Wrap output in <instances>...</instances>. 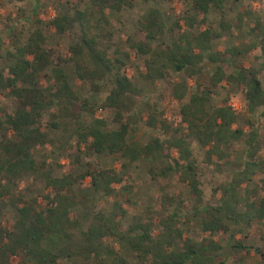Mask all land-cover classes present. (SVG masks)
I'll use <instances>...</instances> for the list:
<instances>
[{"label": "trees", "instance_id": "1", "mask_svg": "<svg viewBox=\"0 0 264 264\" xmlns=\"http://www.w3.org/2000/svg\"><path fill=\"white\" fill-rule=\"evenodd\" d=\"M224 2L191 0V11L172 19L168 25L161 10L153 6L139 22L129 49L143 57V75L150 81L169 79L171 95L180 102L184 125V128L174 126L152 113L148 125L173 134L164 138L154 136L144 143L128 137L136 119L131 112L134 89L122 71L125 61L108 53L112 36L109 14L123 9L130 0H86L81 7L74 5L71 10L56 13L49 21L56 32H69L75 27L78 31L67 45V54L57 55L55 63L53 51L46 45V35L39 27L24 42L5 50L8 61L0 67V93L11 95L15 106L12 112L0 117V264H61L65 258L68 264H130L128 253L135 264H227L229 256L233 258L230 264H264V245L247 243L244 237L236 236L253 221L264 219V194H258L253 186L254 176L262 174L255 185L264 188V154L259 133L250 129L245 135L243 128L234 126L239 112L226 102L213 103L222 82L241 84L244 111L264 119V19L253 27L261 56L257 67L234 64L237 55L247 54L254 43L217 50L213 41L221 33L210 25L179 31L173 39L160 38L180 29V20L190 29L205 24L211 8L218 9L223 17ZM219 22L222 29L231 27L225 18ZM123 55L129 57V51ZM206 62L213 69L203 83L197 77L203 75ZM64 64H71L74 75L88 81L116 71L114 86L100 107L116 110L120 121L117 128L108 127L101 116L91 122L82 118V111L95 109L75 92ZM47 68L54 81L42 85L39 78ZM170 71L184 76L176 81L168 77ZM51 106L53 109L49 110ZM46 112L47 126L75 135L78 150L82 147L86 153L117 155L119 167H95L86 162L81 173L67 172L47 178L45 187L50 191L43 195L47 203L39 208L36 197L28 196L27 190L13 193V189L37 167L33 149L46 142L47 133L41 128ZM242 139L245 143L242 166L213 188L218 192L215 202L204 203L192 142L203 148L202 161L211 162L214 158H225L233 142ZM137 160L148 162L150 177L160 184L161 201L152 199L145 203L124 225V208L118 207L120 213L106 212L96 205L89 191L134 202L133 186L123 182V174ZM174 175L187 186V197L193 200L188 211L182 209L184 199H176L166 189L168 178ZM86 176L90 178L89 187L74 190V184ZM242 183L245 186L240 192ZM77 206L78 214L74 212ZM7 207L14 214L9 226L1 222ZM193 217H198L201 229L209 235L207 238L195 240L185 233L181 219ZM80 224L83 226L78 248L72 249L67 243L52 248L45 242L53 236L68 239L71 229Z\"/></svg>", "mask_w": 264, "mask_h": 264}, {"label": "rangeland", "instance_id": "2", "mask_svg": "<svg viewBox=\"0 0 264 264\" xmlns=\"http://www.w3.org/2000/svg\"><path fill=\"white\" fill-rule=\"evenodd\" d=\"M86 0H25L21 2L0 0V67L4 66L8 61L6 59L5 50L14 48V46L25 41L30 32L39 27L46 35V45L53 51V63L57 60V55L67 54V45L73 39L78 28L72 31L58 33L55 28L49 24L52 17L59 12L71 10L72 6L84 5ZM153 6H157L163 13L166 24H170L172 19L181 17L186 11H191V0H130V4L125 6L118 12L110 13L112 22V36L109 55L123 58L125 64L122 71L130 78L131 86L134 89L133 99L134 105L131 112L134 113L135 122L131 123L129 139H133L139 143H144L148 139L159 136L160 138L172 135L162 132L160 127H152L148 125V118L155 113L157 119H163L174 126L180 125L181 122L179 106L180 102L175 99L170 92L169 79L162 78L150 81L144 76L143 57L137 54L133 49H129V43L133 40L134 32L139 22L144 18ZM35 8V10H34ZM225 14L221 17L218 9L211 8L208 12L207 22L203 25L196 26L192 29L187 28L180 20L181 28L162 34L160 38L173 39L178 35L179 31H194L206 25L212 26L214 30L221 34L214 39V48L224 50L228 47H239L244 44L254 43L247 54L237 55L234 64L243 63L251 67L259 66L261 56L257 46V33L253 31V27L259 20L264 19V0H225ZM225 18L231 23L229 29H222L219 19ZM238 19L241 24L238 25ZM159 38V39H160ZM154 40V43L158 40ZM129 51V57H124L123 52ZM53 66V65H51ZM75 92L82 98L86 99L88 104L95 109L94 112L82 111V118L87 122H91L95 117H103L108 127L117 128L120 123L116 118V110L113 107H100L106 94L114 86V78L116 71L94 81L81 80L77 78L71 64L62 65ZM213 69L211 63L206 62L205 70L202 76L197 77V81L206 83L208 75ZM232 69V67H231ZM184 74L176 71H170L168 77L174 80H180ZM264 77V73L263 76ZM195 77L191 78L192 82ZM54 81L53 75L49 68L45 69L39 78V83L46 85ZM218 93L213 96V103L221 104L226 102L230 107L239 112V120L234 126L241 127L247 135L250 129L257 130L261 142V152L264 154V119L254 114H247L244 111L243 86L241 84L228 85L222 82L217 88ZM15 106V99L9 95L0 93V117L5 112H12ZM53 106L49 107L52 110ZM248 119L251 123H248ZM48 113H44L41 120V128L47 133L46 142L42 145L38 144L33 149V155L37 162V167L27 176L18 181L17 186L13 189V193L19 190H27L28 196L36 197V206L41 208L47 203L43 195L50 191L49 187H45V181L51 176H60L67 172L78 174L86 169V162H91L95 167H119L118 156L109 153H101L99 155L86 153L84 150H78L76 136L70 135L67 131L49 128L46 121ZM245 135L243 137H245ZM245 143L242 140L234 141L229 149L228 155L222 159H212L211 162L202 161L203 148L194 141L192 142L193 157L197 166L199 180L203 189V202H215L218 192H214L213 188L220 185L230 176L231 172L242 166L244 158ZM257 174L253 179V186L258 190V194H264V188H260ZM89 176L74 184V190L78 187H89ZM123 182L130 183L134 190V202L124 201L120 196H101L89 191L98 207L103 208L106 212L115 210L120 213L121 208L125 209L122 215L123 224H128L135 213L141 210L142 205L157 199L161 201L160 184L152 179L149 175V164L146 160H137L129 164L124 170ZM116 187L119 184H115ZM245 184L242 183V187ZM166 189L175 195L176 199L183 198L182 209L188 211L193 207V200L187 196V186L177 179V176L168 178ZM79 206L74 208V212L78 214ZM13 212L7 207L1 217V222L5 226H9L13 220ZM156 218V217H155ZM182 226L185 233L189 234L195 240L207 238L209 235L203 231L200 226L198 217L192 219L182 218ZM156 222V219H155ZM82 224L74 226L71 229V236L68 239L61 237H50L45 240L47 244L56 248L63 243H67L72 249L81 245L80 229ZM158 228L155 226L154 231ZM241 232V231H240ZM237 237H244V241L254 245H264V219L255 220L250 226L243 228L241 233L236 234ZM109 243L115 245V242L107 238ZM227 247L224 250L227 252ZM14 259L17 257L13 256ZM77 259H80L77 258ZM127 259L130 264H135L134 258L128 253ZM233 258L229 256L228 263H232ZM61 264H68V259H61Z\"/></svg>", "mask_w": 264, "mask_h": 264}]
</instances>
